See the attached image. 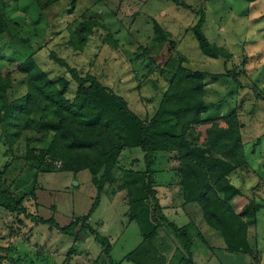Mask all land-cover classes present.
<instances>
[{
  "label": "rangeland",
  "instance_id": "1",
  "mask_svg": "<svg viewBox=\"0 0 264 264\" xmlns=\"http://www.w3.org/2000/svg\"><path fill=\"white\" fill-rule=\"evenodd\" d=\"M0 9L7 13L17 35L15 39L3 37L6 42L3 44L12 46L19 38L27 41L36 51V63L57 81L66 77L67 71L50 58L55 54L82 76L94 75L102 85L125 97L143 119H150L156 112L180 64L211 74L225 73L227 69L241 72L238 80L226 77L214 82L208 78L205 117L218 119L235 114L241 124L249 164L231 173L229 179L262 207L256 227L251 226L247 233L253 254L226 252L224 240L194 211L191 217L185 214L186 222L171 215L177 214L173 209H182L185 205L176 174L177 153L156 154L157 201L151 198L149 206L166 209L169 221L177 227L192 222L202 233L212 250L197 242L193 264L198 257L201 258L198 264H220L222 260L228 264H264V0H59L45 9H41L36 0H0ZM203 14V31L212 43L232 54L229 61L206 57L199 49L191 28ZM155 20L168 31L165 39L156 36ZM84 22L97 23L99 27L79 51L71 47L70 38ZM8 64L0 65L1 73L12 72L16 79L15 95L20 97L27 90L24 76L15 70L14 63ZM71 84L65 94L69 99L74 98L77 91L72 80ZM39 109L37 116H33L37 122L22 131L13 145L7 139L2 140L0 169L11 164L7 179L17 191L28 194L25 205L30 212H35L40 203L44 206L42 215L54 216L65 226L75 217L88 214L95 204L97 191L88 172L75 177L55 171L54 165L47 166L46 162L39 169L51 173L38 175L37 200L30 194L34 183L32 173L28 178L16 177L26 164L28 150L46 151L53 141L54 133L39 127L41 120L47 122L51 118L52 111H44L43 104ZM3 132L0 128V134ZM144 156L139 148L124 150L119 155L114 182L105 188L89 219L90 226L110 240L112 259L120 264H135L125 257L145 240L137 220L130 217L127 191L119 188L123 171L145 170ZM165 195H169L170 200H166ZM153 245L165 259V263L158 259V264H179L185 255L182 242L169 228L158 230ZM102 250L93 237L75 244L72 237L49 225L33 223L0 207V264H94L97 258L102 259ZM210 256L211 261H208Z\"/></svg>",
  "mask_w": 264,
  "mask_h": 264
},
{
  "label": "trees",
  "instance_id": "2",
  "mask_svg": "<svg viewBox=\"0 0 264 264\" xmlns=\"http://www.w3.org/2000/svg\"><path fill=\"white\" fill-rule=\"evenodd\" d=\"M58 1L36 0V3L45 9ZM154 23L156 36L165 39L168 31L156 20ZM204 23L203 14L191 28L199 49L206 57L229 61L232 54L208 39L203 31ZM96 27H99L97 23L80 24L78 31L71 35V47L82 50ZM14 31L7 13L0 9V65L14 63L15 70L24 76L23 81L27 85L25 94L16 97V79L12 72L2 75L0 70V128L4 130L0 134V144L7 139L13 145L22 131L34 126L37 121L33 116H37L42 104L43 110H51L52 115L47 122L41 120L39 127L54 133L46 151H27L26 164L16 177L20 180L22 176L28 178L32 173L34 183L30 194L37 200L38 175L51 173L39 169L46 162L47 166L54 165L55 171L75 177L88 172L97 194L88 214L77 216L68 225L61 226L54 216L42 215L44 206L40 203L35 212H30L25 205L28 194L17 191V187L14 188L7 179L11 168V164H7L0 169V207L33 223L49 225L61 234L72 237L75 244L93 237L103 248L102 259L97 258L94 264H120L112 259L110 240L92 228L89 219L105 188L114 182L113 173L119 164V155L124 150L139 148L145 153V170L123 171V183L119 188L127 191L130 217L137 220L145 240L125 258L135 264H158V259L164 261L153 240L158 230L165 227L171 229L183 244L185 255L179 264H193V250L197 242L204 243L212 250L202 233L192 222L177 227L169 221L166 209L159 205L153 209L149 206L151 198L157 201L154 189L156 154L177 153L179 165L176 174L185 205L182 209L172 208L174 212L190 217L192 211L200 214L206 225L224 240L225 251L229 254H253L247 233L251 226L256 227L262 207L233 186L229 179L231 173L247 168L248 164L241 124L235 114L218 119L205 117L207 102L204 94L208 78L214 82L226 77L238 80L241 72L227 69L225 73L211 74L180 64L173 72L156 112L150 119H143L133 111L125 97L102 85L94 75L82 76L55 54L50 58L65 68L67 75L53 80L36 63V51L27 41L19 38L12 46L3 44L6 43L3 37L17 38ZM6 47L9 50L5 51ZM181 59L184 60V57ZM68 76L77 87L72 99L65 95L72 85ZM59 163L61 165L57 167ZM222 263L228 264L223 260Z\"/></svg>",
  "mask_w": 264,
  "mask_h": 264
},
{
  "label": "crops",
  "instance_id": "3",
  "mask_svg": "<svg viewBox=\"0 0 264 264\" xmlns=\"http://www.w3.org/2000/svg\"><path fill=\"white\" fill-rule=\"evenodd\" d=\"M205 90H207V92H208V88H207V87H206ZM245 150H246V149H245ZM247 162H248V159H247ZM248 164H249V163H248ZM169 172H170V174H171V171H169ZM169 193H172V191H170ZM181 193H182V192H181ZM181 196H182V195H181ZM181 198H183V197H181ZM181 198H180V199H181ZM165 199H166V200H170V196H169V195H165ZM169 206L172 207L173 205H169ZM173 207H174V206H173ZM171 215H172L174 218L177 217V218H179L181 221L186 222V218H187V217H186L184 214H171ZM185 224H186V223H185ZM210 253H211V252H210ZM211 254H212V253H211ZM211 257H212V256H210V258H208L207 260H208V261H211ZM213 257H214V255H213ZM198 259L201 260L200 257H198ZM216 259H217V258H216ZM199 260L195 261V264H198V261H199ZM217 260H218V259H217ZM219 262H220V261H219ZM220 264H222V263L220 262Z\"/></svg>",
  "mask_w": 264,
  "mask_h": 264
},
{
  "label": "water",
  "instance_id": "4",
  "mask_svg": "<svg viewBox=\"0 0 264 264\" xmlns=\"http://www.w3.org/2000/svg\"><path fill=\"white\" fill-rule=\"evenodd\" d=\"M34 48H35V49L37 48L36 45L34 46ZM75 184H77V183H75Z\"/></svg>",
  "mask_w": 264,
  "mask_h": 264
}]
</instances>
